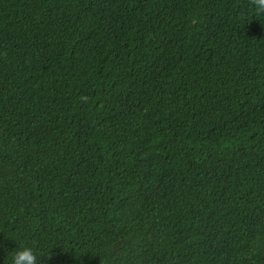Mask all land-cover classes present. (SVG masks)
<instances>
[{
  "label": "trees",
  "instance_id": "obj_1",
  "mask_svg": "<svg viewBox=\"0 0 264 264\" xmlns=\"http://www.w3.org/2000/svg\"><path fill=\"white\" fill-rule=\"evenodd\" d=\"M264 264L254 0H0V264Z\"/></svg>",
  "mask_w": 264,
  "mask_h": 264
},
{
  "label": "clouds",
  "instance_id": "obj_2",
  "mask_svg": "<svg viewBox=\"0 0 264 264\" xmlns=\"http://www.w3.org/2000/svg\"><path fill=\"white\" fill-rule=\"evenodd\" d=\"M254 2L257 12H264V0H254ZM41 258L31 245L21 244L12 252L10 264H38Z\"/></svg>",
  "mask_w": 264,
  "mask_h": 264
}]
</instances>
